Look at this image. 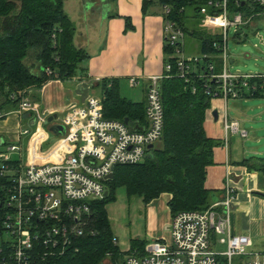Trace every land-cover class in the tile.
I'll return each instance as SVG.
<instances>
[{
  "label": "built area",
  "instance_id": "built-area-1",
  "mask_svg": "<svg viewBox=\"0 0 264 264\" xmlns=\"http://www.w3.org/2000/svg\"><path fill=\"white\" fill-rule=\"evenodd\" d=\"M257 1L264 4V0ZM208 5L221 9L219 14H205L203 25L217 28L222 36L221 43L214 44L220 50L222 68L214 72V64L207 62L195 75L214 83L205 84L206 93L211 99L241 98L242 88L248 89L249 80L256 78L262 80L260 87L264 88V74H234L227 69V30H239L250 23L251 17L244 18L240 13L230 17L227 0H209ZM169 11L167 5L162 6L164 44L173 49L170 57L176 58L175 76L188 82L194 72L191 63L202 62L207 55L184 56L185 32L176 21L164 19ZM44 70L52 74L48 67ZM171 70V63L166 62L162 74L149 77L144 122L105 118L102 99L91 96L82 106L55 119L65 127V134L51 133L56 140L46 149H40L51 139L45 131L30 149L41 120L32 119L34 130L27 127L18 131L17 142L7 146L18 154V160L0 155V264H59L68 249L77 250L76 239L94 233L89 203L108 193V175L116 165L144 161L162 138L164 111L159 82L173 76ZM137 83L134 78L130 80L131 86ZM256 87L252 85L253 90ZM191 89L196 91L194 86ZM11 98L18 100L14 111L18 116L34 108L25 91H15ZM6 115L0 113V118ZM224 123L231 132L246 136L236 122L227 123L225 119ZM25 136L26 144L20 140ZM233 200L234 189L227 183L222 197L207 209L171 215L169 238L147 242L143 253L127 255L124 264H264V251L251 250V237L231 231ZM218 246L225 247L218 250Z\"/></svg>",
  "mask_w": 264,
  "mask_h": 264
},
{
  "label": "trees",
  "instance_id": "trees-1",
  "mask_svg": "<svg viewBox=\"0 0 264 264\" xmlns=\"http://www.w3.org/2000/svg\"><path fill=\"white\" fill-rule=\"evenodd\" d=\"M208 1L143 0V11L150 5L161 9L167 5L170 11L164 19L176 21L185 37L196 40L199 54L207 57L197 64L191 63L194 72L185 82L175 76L176 58L170 57L173 49L164 44V63H171L173 76L159 82L164 111L162 138L144 161L114 167L113 178L106 181L107 195L89 203L90 226L94 233L76 239L77 250L68 249L59 258V264H101L107 256L113 264H124L125 254L143 253L147 240L131 239L126 252L116 243L106 205L114 200L117 188H124L127 197L141 198L144 203L168 193L171 215L179 211L205 210L218 199L217 191L204 185L206 168L213 163V148L220 143L208 137L204 130L211 100L205 84L214 83L195 76L205 69L207 62L214 64V72L222 68L220 50L214 46L221 43L222 36L219 31L203 26L205 14H219L221 9L208 5ZM63 3L64 0H0V113L6 114L18 107V100L11 98L15 91H25L32 86L40 88L49 79H70L84 70L89 54L74 45L75 26L65 13ZM226 10L230 17L240 13L255 21L264 15V4L257 0H227ZM248 26H241L239 30ZM238 31L236 37H239ZM47 67L52 74L45 72ZM32 68L38 70L32 72ZM261 83L260 79H250V87L242 88L241 98L264 97ZM100 85L105 118L144 122L145 99L134 102L122 97L116 80H103ZM252 85L257 86L255 90ZM193 86L195 92H192ZM34 129L31 126V130ZM250 162L253 164L248 166L249 170L264 174V157L253 156L242 164Z\"/></svg>",
  "mask_w": 264,
  "mask_h": 264
},
{
  "label": "crops",
  "instance_id": "crops-1",
  "mask_svg": "<svg viewBox=\"0 0 264 264\" xmlns=\"http://www.w3.org/2000/svg\"><path fill=\"white\" fill-rule=\"evenodd\" d=\"M63 9L75 26L74 45L89 54L87 63L83 65L84 70L70 79H49L40 88L32 86L25 89V92L30 90L27 95L34 104V114L25 118V115L18 116L12 112L4 120L0 119L1 143H5L4 135L17 142L18 131L23 128L25 119L28 127L32 126V119L41 120L39 127L45 130L43 121L48 116L55 114L56 118H60L72 108L82 106L91 96L103 99L100 85L103 80H116L122 97H125L121 93L123 81L128 82L130 89L141 87L134 90L137 98L134 102H141L145 99L149 77L164 72L163 16L160 6L150 5L143 11V0H64ZM216 31L219 30L216 28ZM37 70L32 68L31 71ZM132 78L138 82L135 86L130 85ZM228 101L211 99L210 107L206 110L205 133L220 143L213 148V163L206 168L204 185L209 190L217 191L218 199L224 194L227 183L233 187L231 231L233 234L250 236L254 242V239L264 236V174L248 169L253 162L244 165L242 161L255 154L260 155L262 151L241 148L235 140V135L239 133L225 128L226 119L227 123L236 122L238 128L248 134L243 126L246 119H242L247 114L242 111L237 117H230ZM170 197V194L162 193L149 203L138 198V202L133 201L123 216L128 225L119 224L115 229L110 223L117 245H127L124 252L129 250L133 238L147 242L169 238Z\"/></svg>",
  "mask_w": 264,
  "mask_h": 264
},
{
  "label": "rangeland",
  "instance_id": "rangeland-1",
  "mask_svg": "<svg viewBox=\"0 0 264 264\" xmlns=\"http://www.w3.org/2000/svg\"><path fill=\"white\" fill-rule=\"evenodd\" d=\"M211 30L216 31V29L214 28H212ZM237 31L238 30H235L234 27H229L227 30L228 71L234 74H264V15L261 16V18H259L258 20L251 21L248 27H243L242 29H240L238 31L240 32L239 37L235 36V33ZM185 43L186 47L184 50V56L187 57L200 55L198 52L197 42L194 38L185 37ZM140 88L141 87L130 89L128 86V82L123 81L121 85V93L123 96L136 101L137 98L134 96V90ZM29 93L30 90H27L25 92V95L30 100V96H28ZM16 110L17 108L15 110L8 111L6 114L9 115V113H12ZM242 111L247 114L246 118L244 117L242 119H246L243 126L248 131V134L246 137L237 134L235 135L236 139H234L237 140V143L241 148L245 147L248 150L258 149L262 151L260 155L255 154L254 156L262 158L264 157V97L235 98L228 101V114L230 117H237V115ZM29 113L30 114L26 115L23 114L25 115L24 117L26 118L28 116H33L32 114H34L32 110H30ZM7 115L1 117L0 119L4 120ZM22 125L23 129L29 126L26 123V119L25 123L22 122ZM44 129L45 130L39 128V130L34 134V137L30 141L31 150L35 148L34 146L36 145V139L45 134L44 131L49 133L51 139L46 144H42L40 149H46L55 142L56 136L52 135L48 131L46 126H44ZM3 139L5 140V144L0 145V155L5 153L9 155L11 160H18V154L16 152H10L7 149L8 144L15 143L14 140H11L12 138H10L9 135H4ZM26 139L27 138L25 136L23 139L24 144H26ZM25 154L26 149H23L22 162L25 161ZM133 201L138 202V198L127 197L124 188L120 187L115 190L114 200L106 205L109 221L112 226L115 227V229L118 228L119 224L128 225V221L124 220L125 218L123 216L126 215L128 207L130 206V204H132ZM126 246H122L121 244H119V248L122 252L125 251ZM224 247L225 246H218L217 248L219 250L223 249ZM251 250L255 252L264 251V236L254 239ZM126 257L127 254L123 256V260H125ZM101 264L113 263L111 262L110 256H107L102 260Z\"/></svg>",
  "mask_w": 264,
  "mask_h": 264
},
{
  "label": "water",
  "instance_id": "water-1",
  "mask_svg": "<svg viewBox=\"0 0 264 264\" xmlns=\"http://www.w3.org/2000/svg\"><path fill=\"white\" fill-rule=\"evenodd\" d=\"M56 115H52V116H48L44 121H43V125L47 127L48 131L56 136H63L65 134V127L62 124L56 123L54 122L56 119ZM125 122H127V119L124 120ZM34 122L32 121L31 125L33 126ZM1 141H0V145H1ZM152 146H149V148H151ZM109 179L113 178V173L111 172L108 175ZM107 195V192H105V196Z\"/></svg>",
  "mask_w": 264,
  "mask_h": 264
}]
</instances>
